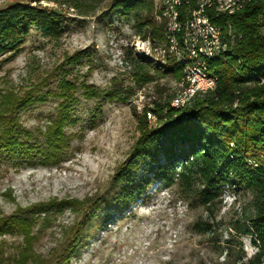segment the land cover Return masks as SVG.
Segmentation results:
<instances>
[{
	"label": "rangeland",
	"instance_id": "obj_1",
	"mask_svg": "<svg viewBox=\"0 0 264 264\" xmlns=\"http://www.w3.org/2000/svg\"><path fill=\"white\" fill-rule=\"evenodd\" d=\"M62 1L0 0V9L37 3L63 18L59 39L30 28L20 50L6 62L0 58L2 118L22 99L14 117L36 138L67 99L65 132L72 135L64 159L54 165L12 161L0 150V218L42 206L49 212L33 216L28 245L17 229L0 235V264H48L72 237L75 248L62 264H226L240 246L245 259L252 256L250 238L233 228L251 214V196L243 190L226 189L211 212L178 182L165 187L158 179L133 202L111 201L120 188L113 183L117 168L142 129L156 125L155 114L147 118L153 102L173 95L182 74H137V58L165 63V24L153 0L128 17L111 8L112 0H81L77 7ZM145 19L163 23L162 41L152 45L138 37ZM113 93L118 96L106 97ZM5 123L0 120V133Z\"/></svg>",
	"mask_w": 264,
	"mask_h": 264
},
{
	"label": "trees",
	"instance_id": "obj_2",
	"mask_svg": "<svg viewBox=\"0 0 264 264\" xmlns=\"http://www.w3.org/2000/svg\"><path fill=\"white\" fill-rule=\"evenodd\" d=\"M62 2L77 7L82 1ZM149 3L150 0H112L111 8L119 9L120 16L128 17L136 9L148 5L150 8ZM193 3L192 0L188 9L194 7ZM207 15L224 32L229 25L236 38L223 57L207 62L208 74L216 79L214 90L196 97L181 109L170 106L172 95L153 102L156 125L142 129L131 152L117 168L113 183L120 188L111 201L117 205L133 202L154 179L165 187L178 182L188 198L206 212H211L220 202L226 189L248 192L251 214L237 221L233 228L236 234L250 238L255 252L245 259L240 246L239 254L226 264H264V0H248L232 15L216 16L212 10ZM62 22L60 14L37 3L34 6L16 3L0 9V58H5L1 62L8 61L20 50L30 28L48 39H59L63 34ZM162 31L163 23L145 19L138 26L137 35L153 45L155 41H162ZM165 52V63L155 66L137 58V74L150 70L168 72L179 79L182 67L168 55L166 48ZM116 96L113 93L106 97ZM4 99L1 97L0 108ZM17 100L4 118L0 114V120L7 122L0 133V150L12 161L19 157L33 159L36 165L60 163L72 137L65 132L70 123L68 100L62 101L61 112L48 119L45 130L36 138L18 126L14 109L22 99ZM139 174L143 177L135 182ZM148 174L150 179L146 177ZM48 213L42 206L0 218V235L17 229L22 231L23 244L28 245L33 239V216ZM75 242L72 237L68 249L48 264H62L71 256Z\"/></svg>",
	"mask_w": 264,
	"mask_h": 264
},
{
	"label": "bare ground",
	"instance_id": "obj_3",
	"mask_svg": "<svg viewBox=\"0 0 264 264\" xmlns=\"http://www.w3.org/2000/svg\"><path fill=\"white\" fill-rule=\"evenodd\" d=\"M153 1L158 6L160 13L161 1ZM247 1L228 0L225 4V0H212V2L210 0H193L194 7L189 10L188 6L192 0H166L167 12H161L159 19H162L165 24V42L168 54L173 56L182 67V78L170 100L172 108H184L196 97H203L214 90L216 79L208 74L207 62L223 57L236 42L228 25L225 32L222 28L223 39H220L219 52L209 50L207 37L220 38V31L210 21L207 11L212 10L216 16L231 15L240 11ZM195 78L199 81H208L209 84L195 86V90L190 92V102L180 101L181 98L189 97L188 88L195 84ZM147 118L154 119V114L147 113Z\"/></svg>",
	"mask_w": 264,
	"mask_h": 264
},
{
	"label": "built area",
	"instance_id": "obj_4",
	"mask_svg": "<svg viewBox=\"0 0 264 264\" xmlns=\"http://www.w3.org/2000/svg\"><path fill=\"white\" fill-rule=\"evenodd\" d=\"M160 1H161V10H160L159 15H161V12H167V7H168L166 0H160ZM227 1L228 0H225V4ZM210 2H212V0H210ZM217 27H218V31H220V38L207 37V39H208V43H209V50L219 52V43H220V39H223V34H222V27L221 26H217ZM168 32H169V28H168ZM208 84H209L208 81H199L198 79L195 78V84L189 86V88H188L189 89V97L181 98L180 101L190 102L191 90H195V86L208 85ZM150 117H151V115H150Z\"/></svg>",
	"mask_w": 264,
	"mask_h": 264
}]
</instances>
